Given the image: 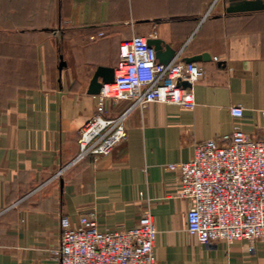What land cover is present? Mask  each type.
<instances>
[{
  "label": "crops",
  "instance_id": "0c3cea01",
  "mask_svg": "<svg viewBox=\"0 0 264 264\" xmlns=\"http://www.w3.org/2000/svg\"><path fill=\"white\" fill-rule=\"evenodd\" d=\"M232 0H0V264H49L60 219L94 211L101 229L134 226L149 208L157 264H264V242L202 244L188 231L189 200L170 163L235 124L257 137L264 118V9ZM102 32L103 35L99 36ZM163 41L204 76L194 109L151 102L129 111L110 154L79 157L80 130L97 114L99 66L116 68L121 41ZM95 38H92V37ZM130 105L105 100V117ZM241 105L238 118L231 106Z\"/></svg>",
  "mask_w": 264,
  "mask_h": 264
},
{
  "label": "built area",
  "instance_id": "2783aa9c",
  "mask_svg": "<svg viewBox=\"0 0 264 264\" xmlns=\"http://www.w3.org/2000/svg\"><path fill=\"white\" fill-rule=\"evenodd\" d=\"M203 76L199 62L177 58L160 62L145 36L121 41L115 79L104 84L97 114L80 130L79 157L110 154L127 137L125 118L134 107L161 101L194 109L195 86ZM109 98L130 105L118 116L105 117ZM231 113L240 118L245 109L233 105ZM261 114L264 118V110ZM168 166L180 171V196L190 203L187 228L202 244L247 241L253 247L264 242V137L246 132L237 123L222 138L196 144L190 159ZM60 229L49 264H157L158 229L149 208L130 228L101 229L96 213L89 211L76 220L63 215Z\"/></svg>",
  "mask_w": 264,
  "mask_h": 264
},
{
  "label": "water",
  "instance_id": "95a60500",
  "mask_svg": "<svg viewBox=\"0 0 264 264\" xmlns=\"http://www.w3.org/2000/svg\"><path fill=\"white\" fill-rule=\"evenodd\" d=\"M264 9V0H232V4L228 7V11H254V10H263ZM148 43L152 45L157 53V58L160 62L168 64L178 57L177 52L167 47V51L163 52V41L160 39H150ZM208 53L201 55L191 56L186 58L187 62H197L200 60L210 59ZM115 79V68H109L105 66H99L89 87V92L92 94H99L102 87L106 83H111ZM184 85H188L187 82H183Z\"/></svg>",
  "mask_w": 264,
  "mask_h": 264
}]
</instances>
